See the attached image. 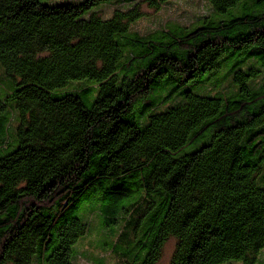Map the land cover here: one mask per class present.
<instances>
[{
  "label": "trees",
  "instance_id": "obj_1",
  "mask_svg": "<svg viewBox=\"0 0 264 264\" xmlns=\"http://www.w3.org/2000/svg\"><path fill=\"white\" fill-rule=\"evenodd\" d=\"M206 1L141 34L170 0H0V264H73L94 226L114 264L256 263L264 0Z\"/></svg>",
  "mask_w": 264,
  "mask_h": 264
},
{
  "label": "rangeland",
  "instance_id": "obj_2",
  "mask_svg": "<svg viewBox=\"0 0 264 264\" xmlns=\"http://www.w3.org/2000/svg\"><path fill=\"white\" fill-rule=\"evenodd\" d=\"M42 2H63L68 1L77 3L81 0H41ZM121 7L116 4L113 6H103L100 8V14L110 16L113 8ZM142 17L132 24V29L141 34H145L153 29L161 28L168 24H178L182 26L192 25L198 17L204 16L209 12V5L206 0H170L169 5L162 6L159 9H154L147 3H142L139 6ZM88 83V81H81V83ZM85 88V87H83ZM9 81L4 85H0V99L3 100L9 93ZM89 223L96 224V217L91 215L88 218ZM97 226L89 228V236L80 240L76 246L77 258L73 264H98L102 260L105 264H114L107 251L99 248L96 243L103 244L104 239L97 234ZM95 235H94V234ZM91 234V235H90ZM174 239L168 240L162 249V255L157 264H169L171 256L174 251ZM264 261V248L260 250L255 264H261ZM227 264H241L239 262L231 261ZM264 264V263H263Z\"/></svg>",
  "mask_w": 264,
  "mask_h": 264
}]
</instances>
